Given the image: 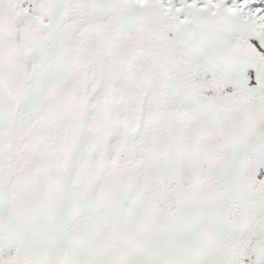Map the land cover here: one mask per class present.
Instances as JSON below:
<instances>
[{
	"label": "snow or ice",
	"instance_id": "snow-or-ice-1",
	"mask_svg": "<svg viewBox=\"0 0 264 264\" xmlns=\"http://www.w3.org/2000/svg\"><path fill=\"white\" fill-rule=\"evenodd\" d=\"M0 264H264V0H0Z\"/></svg>",
	"mask_w": 264,
	"mask_h": 264
}]
</instances>
